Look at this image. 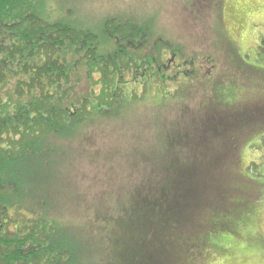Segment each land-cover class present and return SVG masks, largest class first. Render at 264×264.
<instances>
[{
    "label": "trees",
    "instance_id": "1",
    "mask_svg": "<svg viewBox=\"0 0 264 264\" xmlns=\"http://www.w3.org/2000/svg\"><path fill=\"white\" fill-rule=\"evenodd\" d=\"M47 2L0 0V264H99L95 256L104 264H186L188 255L199 252L201 233L212 230H206L212 219L207 213L227 194L221 167L233 145L247 141V123L233 128L227 114L234 105H263L257 96L250 102L226 93L225 107H205L191 119V125L205 124L198 130L203 139L213 134L223 145L211 148L206 163L178 157L175 151L184 146L177 130L168 151L160 153L172 156L169 163L146 161L149 176L120 196L117 234L107 250H94L87 246L91 240L54 215L56 185L63 182L69 192L70 144L78 136L92 141L82 126L129 106L122 99L129 74L138 77L134 85L145 89L155 82L160 90L191 75L176 66L168 76L173 61L164 64L162 53L179 58V50L154 39L148 24L112 18L84 28L51 8L43 11ZM251 69L239 70L244 77L238 80L247 83ZM129 98L136 100L135 92Z\"/></svg>",
    "mask_w": 264,
    "mask_h": 264
},
{
    "label": "rangeland",
    "instance_id": "2",
    "mask_svg": "<svg viewBox=\"0 0 264 264\" xmlns=\"http://www.w3.org/2000/svg\"><path fill=\"white\" fill-rule=\"evenodd\" d=\"M46 4L43 11L51 8L56 17L84 28L95 29L112 18L146 23L154 39L179 50V58L162 53L164 64L173 61L168 76H174L176 66L191 75L184 83L180 80L161 90L155 82L145 89L134 85L138 77L128 75L125 80L131 83L122 99L129 106L82 126L92 141L78 136L70 144L74 162L65 176L69 192L63 182L56 185L60 202L55 217L91 240L88 247L107 250L109 238L117 234L115 220L123 207L120 196H128L149 176L146 161L168 164L172 156L160 153L163 148L168 151L166 144L171 146L178 130L184 146L175 151L178 157L206 163L211 148L223 145L213 134L203 139L198 130L205 124L194 120L191 125V119L205 107H225L226 93L250 102L257 96L263 106L234 105L227 114L233 128L247 123L242 136L247 141L230 149L221 167L227 194L207 213L212 219L206 230H212L201 233L199 252L190 254L189 248L185 263L264 264V0H48ZM243 68L255 69L248 72L247 83L238 80L244 77L239 73ZM134 92L137 99L131 101ZM162 93L169 94L167 100H162ZM190 139L196 142L187 143ZM70 164L67 158L63 166ZM238 201L241 204L233 207Z\"/></svg>",
    "mask_w": 264,
    "mask_h": 264
}]
</instances>
